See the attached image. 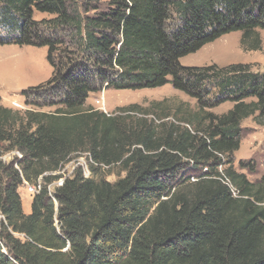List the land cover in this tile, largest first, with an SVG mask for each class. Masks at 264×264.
<instances>
[{"label":"trees","instance_id":"16d2710c","mask_svg":"<svg viewBox=\"0 0 264 264\" xmlns=\"http://www.w3.org/2000/svg\"><path fill=\"white\" fill-rule=\"evenodd\" d=\"M77 1L0 0V45L47 48L53 69L22 91L26 105L48 86L58 100L44 106H62L21 113L0 99V264H264V177L253 184L232 166L242 122L264 126V73L181 64L233 33L245 51H261L264 0H111L94 16L97 7L83 3L82 15ZM35 12L55 16L46 38ZM57 31L75 42L73 57L57 60ZM166 85L197 101L187 128L158 132L85 106L103 89ZM227 102L226 114L206 113ZM15 151L21 159H2ZM80 153L120 164L125 177L98 182L79 171L51 195V173ZM41 177L26 215L19 188Z\"/></svg>","mask_w":264,"mask_h":264},{"label":"rangeland","instance_id":"374dc122","mask_svg":"<svg viewBox=\"0 0 264 264\" xmlns=\"http://www.w3.org/2000/svg\"><path fill=\"white\" fill-rule=\"evenodd\" d=\"M110 1L78 0L76 4L79 5L78 9L82 15L84 14V8H81L84 5L83 3L97 7V10H91L88 14L89 16H94L101 11L107 10ZM54 18V15L34 13V20L44 23L41 26L44 38L52 34L54 29L48 25V22ZM0 33L2 38V35H5V31L0 30ZM55 34L60 40L64 41V44L57 48L59 49L56 54L57 60L59 57H66L67 59L73 57L75 42L71 38H67L66 32L57 31ZM260 35L263 43L261 51H245L240 43L241 34L233 33L205 46L199 52L183 58L181 64L185 67L217 65L220 68L243 64L251 66L253 73H264V30L260 31ZM26 47L29 49H26ZM47 51V48L0 45V99L4 107L20 111L21 113L29 110L48 114L55 113L57 109L62 107L44 106L51 101L58 100L57 93L50 90L51 88L48 86H44L34 92L35 95L29 100L33 105H26V99L22 96V91L29 89L26 83L30 76L33 75L41 79L47 73H51L52 67L47 61ZM48 80L38 86L44 85ZM6 105L12 107H7ZM85 106L93 107L95 110L108 115L126 116V123H136L141 119L148 120L158 132L170 128L171 124L181 129L187 128L186 121L192 119L195 113L198 112L197 101L174 90L171 85H166L159 89L137 91L103 89L101 92L90 94ZM232 108L233 104L227 102L215 109L206 110V113L223 115ZM241 126L243 130L241 145L239 151L233 154L232 166L234 171L245 175L248 181L253 184H259L264 177V126L258 125L253 117L244 120ZM17 153L19 152L7 153L2 159L5 162H10L19 157L18 155H21L20 153L17 155ZM80 154L72 159V163L75 158L82 157ZM83 161L89 164L86 157L83 158ZM225 161L227 162L228 160ZM72 163L65 166H69L68 172L74 171L75 166ZM242 163L244 168L240 166ZM228 167L229 165L222 166L219 171L224 174L225 169ZM90 171H92L93 179L98 182L108 181L116 183L126 175L120 164L109 167L97 164ZM75 172H77V169ZM19 194L22 199L23 211L26 215H29L32 204H28L34 196L25 184L19 188Z\"/></svg>","mask_w":264,"mask_h":264},{"label":"built area","instance_id":"2783aa9c","mask_svg":"<svg viewBox=\"0 0 264 264\" xmlns=\"http://www.w3.org/2000/svg\"><path fill=\"white\" fill-rule=\"evenodd\" d=\"M18 154L19 153H17V155ZM18 156L20 157V159L22 158L21 155H18ZM80 156H82V157L75 158L73 163H72V160L67 163V164L72 163L75 166L74 171L68 172L69 166L65 167L67 165L66 164L59 171L51 173L52 176L59 177L57 180H55V182L53 184H51L49 186V191H50L51 195H53V193H55V191L57 189L62 188L68 179H73L75 177V175L77 174V172H79V171L82 173V176L84 179H86V180L93 179L92 171H90V170L92 169V167L94 165L96 166L97 164L94 162L93 158L91 157V155L89 153L80 154ZM85 157H86V160L89 162L90 167H89V164L87 162L83 161V158H85ZM76 169H77V172H75ZM74 172H75V174H74ZM41 180H42V177L39 179V183L37 186H30L29 184L25 183V185L28 186L29 191L33 196L40 193L41 185H42ZM232 192H233V195L235 197H237V193H236L234 188H232Z\"/></svg>","mask_w":264,"mask_h":264},{"label":"crops","instance_id":"0c3cea01","mask_svg":"<svg viewBox=\"0 0 264 264\" xmlns=\"http://www.w3.org/2000/svg\"><path fill=\"white\" fill-rule=\"evenodd\" d=\"M26 49H29V48L26 47ZM46 55H47V53H46ZM52 72H53V69L51 68V73H47V75L45 77L41 78V79H39L38 77H34L33 75L30 76V79L27 81L26 86H28L29 88L30 87H34V86H38L39 84H41V83L45 82L46 80H48L51 77ZM6 106L7 107H12V106H8V105H6ZM32 200L33 199H31V201L29 202L28 205L32 204Z\"/></svg>","mask_w":264,"mask_h":264}]
</instances>
